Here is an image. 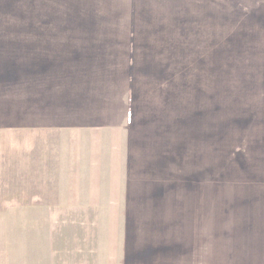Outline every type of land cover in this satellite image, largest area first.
<instances>
[{
    "label": "crops",
    "instance_id": "1",
    "mask_svg": "<svg viewBox=\"0 0 264 264\" xmlns=\"http://www.w3.org/2000/svg\"><path fill=\"white\" fill-rule=\"evenodd\" d=\"M101 5L27 41L33 207L127 239L200 190L201 264H264V0Z\"/></svg>",
    "mask_w": 264,
    "mask_h": 264
},
{
    "label": "rangeland",
    "instance_id": "2",
    "mask_svg": "<svg viewBox=\"0 0 264 264\" xmlns=\"http://www.w3.org/2000/svg\"><path fill=\"white\" fill-rule=\"evenodd\" d=\"M104 1L0 0V264H201L200 190L189 211L179 199L178 215L169 221L129 223L127 239L121 224H114L111 238L108 223L90 227L82 217L69 220L67 213L33 207L40 196L26 174L33 136L25 119L27 41H33L32 66L41 58L35 55L41 38H56L60 25L72 32L75 23L96 21L99 14L104 22L105 12L98 10Z\"/></svg>",
    "mask_w": 264,
    "mask_h": 264
}]
</instances>
